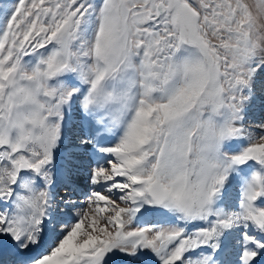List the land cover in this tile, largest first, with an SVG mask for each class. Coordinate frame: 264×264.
I'll list each match as a JSON object with an SVG mask.
<instances>
[{
	"label": "snow or ice",
	"instance_id": "snow-or-ice-1",
	"mask_svg": "<svg viewBox=\"0 0 264 264\" xmlns=\"http://www.w3.org/2000/svg\"><path fill=\"white\" fill-rule=\"evenodd\" d=\"M0 264H264V0H0Z\"/></svg>",
	"mask_w": 264,
	"mask_h": 264
}]
</instances>
